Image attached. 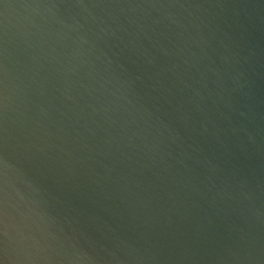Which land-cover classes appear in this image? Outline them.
Here are the masks:
<instances>
[{"label": "water", "instance_id": "95a60500", "mask_svg": "<svg viewBox=\"0 0 264 264\" xmlns=\"http://www.w3.org/2000/svg\"><path fill=\"white\" fill-rule=\"evenodd\" d=\"M0 264H264V0H0Z\"/></svg>", "mask_w": 264, "mask_h": 264}]
</instances>
